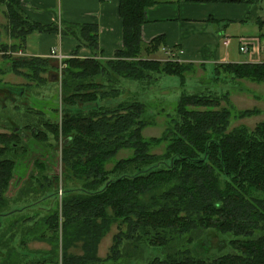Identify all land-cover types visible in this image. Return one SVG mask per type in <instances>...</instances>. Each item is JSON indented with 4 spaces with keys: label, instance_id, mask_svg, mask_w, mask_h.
<instances>
[{
    "label": "trees",
    "instance_id": "obj_1",
    "mask_svg": "<svg viewBox=\"0 0 264 264\" xmlns=\"http://www.w3.org/2000/svg\"><path fill=\"white\" fill-rule=\"evenodd\" d=\"M22 1L0 0L11 40L0 42L3 58L11 59L7 71L35 85L47 81L40 73L55 68L49 58L10 53L22 51L36 31L71 35L97 50V24H40L24 13ZM166 1L118 0L122 46L113 56L81 58L75 49L57 68L62 92L54 94V121L22 117L0 131V251L12 253L11 264H264V119L251 129L233 125L232 119L258 110L235 111L229 90L223 91L233 79L264 82V62L216 63L212 75H194L199 67L193 63L156 58L163 37L145 42L141 28L146 10ZM246 1L252 3L246 21L261 27L256 0ZM14 60L31 74L16 70ZM161 75L179 78L180 95L173 106L157 110L142 95L150 79L155 83ZM188 79L196 83L192 91L185 89ZM124 81L140 91L125 89ZM16 86L9 88L12 101L31 87ZM159 113L165 127L158 136L144 137L142 130ZM10 120L1 118L4 128ZM50 138L61 142L59 171L53 169L57 148ZM45 146L52 150L46 155L35 150ZM122 149L130 154L115 159ZM20 168L24 175L13 191ZM113 225V243L100 257L98 245ZM205 230L226 235L229 251L196 255L190 243ZM33 232L36 239L55 240L43 241L52 244L50 251L27 258L21 250L27 249L25 234ZM17 237L10 250L9 241ZM150 247L159 253L145 255Z\"/></svg>",
    "mask_w": 264,
    "mask_h": 264
},
{
    "label": "crops",
    "instance_id": "obj_2",
    "mask_svg": "<svg viewBox=\"0 0 264 264\" xmlns=\"http://www.w3.org/2000/svg\"><path fill=\"white\" fill-rule=\"evenodd\" d=\"M254 4L262 21L261 27L246 21L247 12L252 5L246 0L161 2L146 10L141 36L145 42L157 36L163 37L164 45L159 49L161 55H157L159 51L154 55L160 60L168 59L167 55L174 56L179 61L204 64L212 70L216 63L264 62V0H256ZM21 8L31 20L44 25L55 24L60 20L70 25H98L96 51L80 45L71 35H60L53 31H36L27 36L25 47L22 48L23 56L49 58L52 65H55V70L47 75L53 79L57 77L59 62L51 57L52 48H56L65 57H70L77 49L79 57L96 56L106 59L112 57L122 46L118 0H23ZM2 10L3 8L0 12ZM244 43L250 49L248 53L239 51V45ZM0 53V62H3L2 52ZM7 70L9 69H2L4 72Z\"/></svg>",
    "mask_w": 264,
    "mask_h": 264
},
{
    "label": "rangeland",
    "instance_id": "obj_3",
    "mask_svg": "<svg viewBox=\"0 0 264 264\" xmlns=\"http://www.w3.org/2000/svg\"><path fill=\"white\" fill-rule=\"evenodd\" d=\"M0 35H1L0 42H7V43L9 42L10 38L8 36V31H7V20L3 12H0ZM158 51L159 52L157 55H161L160 50ZM58 54L61 55L62 59L67 58L63 56L62 53H58ZM81 58H85V57H81ZM9 60L11 59L4 58L3 62H0V66H2L0 68V106L2 105V102H5L4 110H2L0 107V129L9 131L10 126H12L15 122L19 121L21 123L22 117L24 118V120L26 119L31 122H39L38 119L40 118H45V119H49L50 121H54L52 118H54L56 115L55 105L57 102L56 96H54V94L58 91L59 88L61 89L60 87L61 77L57 69H56V73H57L58 81H55V79L50 78V76L47 75L48 73L51 72V70H55V69L48 68L46 69V73H43V72L40 73L43 77L45 76L47 77V81H45L43 84L35 85L34 83H31L30 80H28L24 76L15 74L14 73L15 71L13 70L5 71V72H8V74L2 71V69H5L8 67L9 62H10ZM13 62H14V67L17 68L16 70H19L25 74H31L30 73L31 69L28 66H23L21 61L14 60ZM59 65H60V62H59ZM197 66L201 70L196 67L194 75H198V74L212 75V68H210L209 66H206L204 64L202 66L197 64ZM6 74L8 76H6ZM192 75L193 74H191V76ZM193 78H196V77H193ZM83 79H84L83 82L87 80L86 77H84ZM96 79H99V76H97ZM78 80H81V79L78 78L75 82L78 83ZM29 83L31 87L24 86L25 84L29 85ZM21 84H23V86L25 87V89L23 88L24 92L21 94L22 96L19 98L16 96L15 100L12 101L10 99V97L12 98L11 96L12 94L8 93L7 90L11 88L12 86L21 85ZM140 84H143V83L140 82ZM195 84L196 83L194 80L188 79L186 81L185 89L187 91H192L194 89ZM16 87H17V91L19 92L18 87H21V86H16ZM123 87L125 89H131L133 92L136 90L140 91V88L134 82L124 81ZM226 90H229V99L231 100L233 104L232 107L234 108L235 111L245 110V109H257L258 110V113L255 115H248L245 117L243 116L241 118H238L237 120L232 119L233 125L243 124L251 129L258 122L264 119V82L258 83V82H251L245 79H237V80L233 79V81L229 80L228 84L223 88V91H226ZM61 92H62V89H61ZM179 95H180L179 78L177 76L161 75L155 81V83H153L152 79H150V81L147 84V92H145L142 96L144 98V101L146 100L147 104L151 103L153 105V108L158 110V109H161L162 106L167 107V108L173 106V103L177 101V98ZM222 95L223 94H219V98H221L220 96ZM57 114H60V111ZM3 117L11 119L10 120L11 122L8 125H6V128L3 127V123L1 121V118ZM12 120H14V122H12ZM152 120H154V123L152 125L145 127L142 130V135L144 137L158 136L160 135L161 131L165 127V122L163 120V116L161 113L156 114L154 118L152 117ZM48 133L50 134L48 138L53 137V134L51 132L48 131ZM50 139L55 144V146L53 147L57 148V151L55 150V153H53L54 154L53 156L54 161L52 163L53 169L55 171H59L61 169V165L59 166L60 161H59L58 151L60 152L59 143L61 142L53 141L52 138ZM60 139L62 140V137ZM32 148L35 149V147H32ZM157 149L158 150H155V151L160 152L163 149V144L158 146ZM35 150L40 151L45 155L48 151L49 152L52 151L46 146L44 147V149H40V150L35 149ZM128 154H130V151L128 149H122L118 152L115 159L125 157ZM109 166L110 164L108 165V167ZM30 168H31V165H29V168L26 169V172L30 170ZM23 172L24 171L22 168H20L19 171L16 172L15 177L12 181L13 191L19 185L16 179H20L19 177L24 175ZM7 223L9 224V218L4 219L3 224H7ZM116 231H117V226L115 227L113 225L110 231L105 235V237L101 239L98 245V250H97V254L100 257H105L107 253L109 252V247L113 243L112 236L114 235ZM2 232L3 231L0 230V236ZM25 235H26V242H27L26 248L27 249L21 250V252H25V251L27 253L31 252L28 255L26 253L25 256L27 258H29L30 256L34 257L35 256L34 253L36 252H41L43 250L50 251V249H52V244L43 242L51 238V236H46L45 238L36 239L34 237L37 235L36 232L27 233ZM226 237H227L226 235H221L217 233L216 231L205 230L204 232L199 233L198 239L194 243H190L189 247L196 255L203 256L206 258H211V257H214L215 255L229 251L230 248L227 246ZM51 239L55 240L54 237H52ZM18 242H19L18 237L13 242L9 241L10 250H13V247L17 246ZM150 248L146 249L145 255H148V254L154 255L155 253H159L158 252L159 250L157 248H153V247H150ZM72 251H74V248H72ZM4 254H5V258H4ZM11 254L9 250L3 251V252L0 251V264H11L12 263L10 260V256H12ZM39 260L41 261L42 258H40ZM138 264H146V263H138Z\"/></svg>",
    "mask_w": 264,
    "mask_h": 264
},
{
    "label": "built area",
    "instance_id": "obj_4",
    "mask_svg": "<svg viewBox=\"0 0 264 264\" xmlns=\"http://www.w3.org/2000/svg\"><path fill=\"white\" fill-rule=\"evenodd\" d=\"M227 42H228V40L225 41V43H227ZM262 49L264 50V45L262 46ZM239 51L242 53H248L250 51V49H249L248 45L244 43V44L239 45ZM10 53L14 56H23V53L21 50L15 51V52H10ZM50 55L57 58V60L60 62L59 66L62 67V63H61L62 57L60 54H58V51L56 48H52L50 50Z\"/></svg>",
    "mask_w": 264,
    "mask_h": 264
},
{
    "label": "flooded vegetation",
    "instance_id": "obj_5",
    "mask_svg": "<svg viewBox=\"0 0 264 264\" xmlns=\"http://www.w3.org/2000/svg\"><path fill=\"white\" fill-rule=\"evenodd\" d=\"M7 91H8V93H10V89H8ZM10 98H11V97H10Z\"/></svg>",
    "mask_w": 264,
    "mask_h": 264
}]
</instances>
